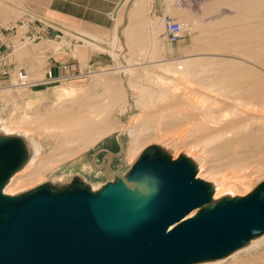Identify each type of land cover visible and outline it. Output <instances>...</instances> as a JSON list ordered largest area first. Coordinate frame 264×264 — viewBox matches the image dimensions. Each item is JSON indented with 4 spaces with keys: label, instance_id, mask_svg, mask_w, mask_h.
<instances>
[{
    "label": "rangeland",
    "instance_id": "1",
    "mask_svg": "<svg viewBox=\"0 0 264 264\" xmlns=\"http://www.w3.org/2000/svg\"><path fill=\"white\" fill-rule=\"evenodd\" d=\"M25 1L0 0V18L3 14L1 13L3 6L6 7L4 10V28L17 26L18 33L23 32L19 28L18 22L24 17L23 4ZM135 1L137 0L126 2L124 0L125 7L122 3L112 16L114 28L101 35L92 34L95 36L93 38L95 41L83 36L72 37L78 42L76 50L79 53L81 50L83 52L81 57L83 61L88 60L90 55L97 56L96 66L91 67L89 71L85 72V77L78 80L61 79V82L50 83L52 80L48 78V72L45 68L47 57L43 54V47H58L59 44L56 42L44 40L31 45L17 44L14 54L10 57L12 65L9 70L11 76L0 80V120L4 119L10 130L32 131V133L37 134V137L39 136L40 140L36 141L41 142L44 146L43 156L51 153L55 138L60 133L62 121L80 104L64 102L55 105L56 93L65 87L84 89L89 102H91L90 105L92 104L88 109L89 114L92 112L103 113L104 116L110 118V123L115 126L116 130L77 158L59 163L56 169L44 175V177L46 176L44 179L21 184L17 188L18 191H14L15 193L21 194L45 183L66 186L76 177L97 191L103 187L105 181L103 172L93 168V159L96 154H98L96 157L97 166L101 164L106 155V152L101 150H109L119 155L113 161L111 169L126 174L130 172L143 152L153 146L164 150L172 160H178L181 156L189 157L197 166V175L202 171L201 161H204V156L208 167L215 175H212L211 178L204 177L202 179L209 183H218L221 179L227 182L223 194L232 193L236 194L233 197H246L264 182V167L255 168L249 165L247 168L235 165L232 163L230 151L217 146L216 143L201 144L200 149L204 151V154L207 152L201 156L195 153L197 151L193 154L188 152V147L183 145L190 136V125L188 123L186 125V118L191 114L190 112L193 111L192 114H194L209 107L211 112L219 113L222 108L225 109L228 106L227 109L231 114V108L236 104L241 108L243 107V110L246 109L245 111L252 110L249 107L247 109V106L240 105L238 101L235 102L226 94L216 91L215 86L210 81L213 78V73L215 74L217 70V64L222 60L228 61V63L229 61L230 63L237 62L236 64L243 63L245 66L253 67L259 63L255 56L263 57L262 52L257 51L256 47L253 48L252 52L254 56L247 55L243 46L235 48L236 43L234 44V40L229 34L240 28L245 29L249 25L261 24L263 18L260 4L258 5L255 0L254 2L253 0H148L142 17L148 22L145 30L133 31L131 27L125 30L126 25L130 23V11ZM165 15L173 17L185 26L182 38L177 42L171 43L165 36L163 24ZM115 16H118L117 20ZM116 23L119 25V31L114 34ZM149 26L151 32L147 30ZM10 32L14 33L15 30ZM221 34H224L223 37ZM224 41L227 46L223 45ZM89 42L93 46L89 45ZM86 45H89L90 48ZM27 48L32 51L31 56L19 60V51ZM239 49L242 51L241 53H239ZM180 63H187L192 66L187 68L175 67ZM21 66L29 72L26 71L27 80L30 81L29 85H23L18 80L17 71ZM103 79L113 81L112 94L108 87L102 83ZM202 82L203 84H201ZM185 104L187 107L184 106ZM34 112L41 114L42 122H46L49 127L41 121L36 125L30 123L27 118L28 116L33 118ZM166 112L170 115L175 113L172 114V116L175 115V118L179 116L174 126H169L166 120L168 116V114L166 116ZM181 114L182 116H180ZM183 115L187 116L183 118ZM233 115L239 116L238 113ZM148 117H153L152 119L156 120H153V127L147 129L144 126L147 129L144 133H153L152 136L154 137L143 140L137 146L136 152L132 151L130 130L140 126L143 120ZM161 118L165 122H162ZM183 119L184 122L181 121ZM55 127L59 128L56 129ZM120 142L123 144V151ZM28 145L32 148L36 142L33 141ZM192 157L200 164V172L199 164ZM252 170L254 171L252 172ZM242 179H246V190L239 186ZM232 194L228 196H232ZM237 257L236 262L229 260L221 264H238L241 259L263 258L264 246L252 252L241 253Z\"/></svg>",
    "mask_w": 264,
    "mask_h": 264
},
{
    "label": "water",
    "instance_id": "2",
    "mask_svg": "<svg viewBox=\"0 0 264 264\" xmlns=\"http://www.w3.org/2000/svg\"><path fill=\"white\" fill-rule=\"evenodd\" d=\"M101 151L99 166L93 159L105 181L99 190L76 177L11 196L4 188L29 145L0 135V264H197L264 234V182L212 204V184L187 156L172 160L153 146L125 174L111 169L119 155Z\"/></svg>",
    "mask_w": 264,
    "mask_h": 264
},
{
    "label": "bare ground",
    "instance_id": "3",
    "mask_svg": "<svg viewBox=\"0 0 264 264\" xmlns=\"http://www.w3.org/2000/svg\"><path fill=\"white\" fill-rule=\"evenodd\" d=\"M255 1H257L256 3L258 5L260 4V10L262 12L261 14L263 18V21L261 22V24H257L253 26L249 25L247 28L245 27V29H241V28L239 30L232 29L235 31L231 32L229 30L231 32L229 34H231L230 36L233 38L234 44L236 43L235 48L237 46H243L245 48L244 50H246L247 55L254 56L252 52L254 50L253 48L256 47L257 51L262 52L263 57H258L257 55L255 56L256 60L259 62L258 64H255L257 67L256 66L248 67V65L245 66L243 65V63L236 64L237 62L230 63V61L228 63V61L224 62L222 60L221 62H219V64H217L218 67H217L215 74L213 73V78L212 79L210 78L211 79L210 82L211 84L215 86L216 91L220 92L221 94H226L231 99L235 100V102L238 101V103L240 102V105L244 107L247 106V109L249 107L252 110L245 111L246 109L243 110L244 109L243 107L241 108V106L236 104L232 106L231 114L229 113L227 109L228 106H227V108L225 109L222 108L221 112L219 113L211 112V110H209L210 108L206 107L207 109L209 108L208 109L209 111L207 109L204 111H200V112H197L195 110L197 113L192 114L193 112L192 111L190 112L191 114L189 116L183 115V118L184 116L185 117L187 116L186 125L187 123L188 125H190L189 126L190 136L186 139V142L183 145L188 147L189 149V150L187 149L188 152L193 154V152L197 151L195 153H198L201 156L204 154L203 153L204 151L200 149L201 144L207 145L208 143H216L218 144L217 146L224 147V149H226L227 151H230L232 163H234L235 165H238L241 167H247L251 165V166H254L255 168H260L261 166L264 167V0H259V1L255 0ZM125 2L123 3V7H125L124 5ZM255 6L257 7V5ZM249 13L251 12L249 11ZM35 18H38V17H35ZM163 24H164V19H163ZM181 25H182V32H184L185 26L183 24ZM164 32H165V27H164ZM226 34L228 35V32ZM20 37H26V36H22V35L18 36V38ZM33 43H36V42H30L29 40H26L24 44L30 45ZM24 44H20V45H24ZM223 45L224 46L226 45L225 41ZM241 52L242 51H240L239 53ZM191 66L192 65L187 64V63H180L175 67L187 68ZM50 74L51 73L48 74V78L50 80H53V77L50 78ZM27 79L28 78H26L25 81H28ZM206 80H204V83H206L205 82ZM102 83L106 87H108V89L110 90L109 92L112 94L113 93V87H112L113 81L110 79H103ZM26 84L27 83L23 85H26ZM201 84H203V82ZM27 85H29V83ZM85 92L86 91L84 89H73V88L65 87L56 93L55 95L56 104L55 105L62 104L64 102H75V103H80V104L79 106H76L77 108H75V110L67 114L64 120L62 121V126L59 129L60 133L58 137L55 138V143H54L51 153H49L47 156L46 155L43 156L44 146L41 144V142L36 141V140H40L39 136L38 137L36 136L37 134L32 133V131L30 132V131H25V130H10V127L7 126L5 123V120L4 119L0 120V135L22 137L24 138L27 145L33 141L36 142V145H34L32 148L29 147V153H30L29 160L27 161L25 166L20 171H18L15 175H13V177H11L8 184L4 188V193L6 195L15 196L19 194V193H15L14 191L17 190V188L21 184L24 185L26 183L35 182L37 180H41V178L44 179L46 177V176L44 177V175L56 169L59 163L66 162V161L77 158L78 156L82 155L83 153L93 148L98 142H100L102 139L109 136L116 130L115 126H113L110 123V118L108 116L107 117L104 116L103 113L101 112L93 113L92 112L91 113L92 115L89 114L88 109L91 107L92 104L90 105L91 102H89V98ZM113 98H114V95H113ZM186 105L187 104H185L184 106ZM202 109L204 108L202 107ZM234 113H238L239 116H234L233 115ZM167 114L168 113L166 112V116ZM172 114H175V113H172ZM172 114L170 115L169 113L168 114L169 117L167 116V119H166L169 126H174L177 123V118L179 119V116L175 118V115L172 116ZM40 115L37 112L35 113L33 118L28 116L27 119L30 123H33L35 125L36 123L41 121V123L47 126L46 122L45 123L42 122L43 120ZM180 116H182V114ZM150 117L143 120L141 125L138 127L136 126L137 128H135L134 130H130L131 131L130 134L132 135V142H131L132 151L136 152L137 146L140 143H142L143 140L154 137L152 136L153 133H150V132L144 133L147 129L151 128L153 120H156V119H152L153 117L152 118ZM181 121L184 122L185 120L183 119ZM162 122H165V121H163L162 119ZM144 126H146L147 129L144 128ZM47 127H49V125ZM58 128L59 127H57L56 129ZM203 158H204V161H201L202 171L201 173H198L197 178L198 177L199 179H202L204 177L211 178V176L215 174H213L212 173L213 171L208 167L207 161L205 160L204 156ZM194 160L197 162L196 159ZM200 169L201 168L199 164V172H200ZM253 171L254 170H252V172ZM202 173L203 175H201ZM245 180L242 179L239 184V186L243 187L244 190L247 189L246 188L247 185H245L246 184ZM212 183H210L212 184V187H213V203L212 204L217 203L221 197L232 194V193L223 194L225 185L228 184L224 180L221 179V181L218 183H214V182ZM234 195L236 194H232V197ZM197 212H198V209L193 211L187 218L194 216ZM263 246H264V234L251 239L247 245L236 250L235 252H233L227 257L213 260V261H207L206 263L203 262L201 264H221L229 260H233L232 262H236L238 260L237 256H240L241 253L252 252ZM241 260H239L240 262L238 264H264V257L260 259L258 258L255 260L253 259H250V260L246 259L242 261Z\"/></svg>",
    "mask_w": 264,
    "mask_h": 264
},
{
    "label": "crops",
    "instance_id": "4",
    "mask_svg": "<svg viewBox=\"0 0 264 264\" xmlns=\"http://www.w3.org/2000/svg\"><path fill=\"white\" fill-rule=\"evenodd\" d=\"M124 0H26L23 4L24 20L27 17H40L28 29L22 30V36L27 33H42L45 38L42 41H51L59 44L58 47H43V54L47 57L48 74L53 75V80L50 83H58L63 77H72L82 74L85 77V72L97 64V56L90 55L88 60L83 61L82 50L79 53L76 50L78 44L72 37L79 38L80 36L95 41L94 35H101L114 28L112 15L119 9ZM127 1V0H126ZM148 0L135 1L132 10L130 11V23L126 25L125 30L133 31L145 30L148 22L143 19L144 11L146 10ZM6 3V2H5ZM8 5V4H7ZM3 6L0 18V28H4V10ZM118 19V16H115ZM20 20V21H22ZM39 21V22H38ZM19 23V22H18ZM151 32V28L147 29ZM119 31V25L116 23L114 34ZM19 34V36H20ZM11 40V39H9ZM31 45V44H30ZM89 45L93 46L89 42ZM86 45V47H89ZM98 48V47H97ZM40 49V48H38ZM42 50V49H40ZM39 50V51H40ZM30 49H21L19 51V60L31 56ZM65 65L69 69L64 70ZM15 66V65H14ZM102 66V64H101ZM17 71L19 80V71ZM28 72V71H27ZM29 73V72H28ZM46 79V78H45ZM79 78H71L68 81L78 80ZM73 89H81L80 87H71Z\"/></svg>",
    "mask_w": 264,
    "mask_h": 264
},
{
    "label": "built area",
    "instance_id": "5",
    "mask_svg": "<svg viewBox=\"0 0 264 264\" xmlns=\"http://www.w3.org/2000/svg\"><path fill=\"white\" fill-rule=\"evenodd\" d=\"M113 16V15H112ZM37 17V16H35ZM35 17H27L24 20L19 22V28L21 30H25L26 28L28 29L29 25H32L38 18ZM164 19V27H165V36H167L169 42H177L182 38V25L175 20L173 17L165 15ZM39 22V21H38ZM15 30L14 33H11L10 31ZM19 29L17 26H12L11 28H2L0 29V80L2 78H7L11 76L10 73V66L12 63L10 62V57L12 54H14L15 49L17 44H24L26 40H29L30 42H38L42 41L45 36L42 33H27L25 32L26 37H20L19 36ZM11 39V40H9ZM64 70L69 69L68 65H65L63 67ZM82 74H78L77 76H72V77H63V78H68L70 80L71 78H83ZM53 75L50 74V78H52ZM27 78V73L26 71L21 68L19 71V80L21 84L29 83L30 81H25ZM61 82V81H59ZM26 84V85H27Z\"/></svg>",
    "mask_w": 264,
    "mask_h": 264
}]
</instances>
